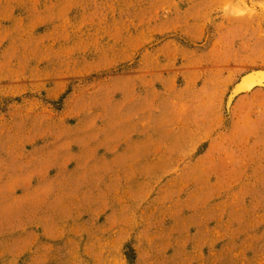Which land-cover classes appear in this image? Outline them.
<instances>
[{"label": "rangeland", "instance_id": "rangeland-1", "mask_svg": "<svg viewBox=\"0 0 264 264\" xmlns=\"http://www.w3.org/2000/svg\"><path fill=\"white\" fill-rule=\"evenodd\" d=\"M0 264H264V0H0Z\"/></svg>", "mask_w": 264, "mask_h": 264}, {"label": "bare ground", "instance_id": "bare-ground-1", "mask_svg": "<svg viewBox=\"0 0 264 264\" xmlns=\"http://www.w3.org/2000/svg\"><path fill=\"white\" fill-rule=\"evenodd\" d=\"M254 75V74H253ZM256 75V74H255ZM258 77V76H256ZM260 77V76H259ZM254 76H248L246 77L242 83L239 85V87L236 89V92L241 91V90H248L253 85L254 82ZM257 80V79H256ZM255 84V83H254ZM257 84V83H256Z\"/></svg>", "mask_w": 264, "mask_h": 264}]
</instances>
